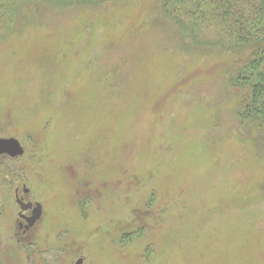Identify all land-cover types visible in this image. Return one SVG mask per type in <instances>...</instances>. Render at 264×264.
Wrapping results in <instances>:
<instances>
[{
	"label": "rangeland",
	"instance_id": "1",
	"mask_svg": "<svg viewBox=\"0 0 264 264\" xmlns=\"http://www.w3.org/2000/svg\"><path fill=\"white\" fill-rule=\"evenodd\" d=\"M22 3L0 19V136L44 217L27 261L0 192L7 262L264 264V134L222 72L238 57L193 49L152 0Z\"/></svg>",
	"mask_w": 264,
	"mask_h": 264
},
{
	"label": "trees",
	"instance_id": "2",
	"mask_svg": "<svg viewBox=\"0 0 264 264\" xmlns=\"http://www.w3.org/2000/svg\"><path fill=\"white\" fill-rule=\"evenodd\" d=\"M122 1L0 0V19L8 18L20 2L98 7ZM152 7L160 26L173 29L193 49L216 46L238 57L222 71L238 99L235 117L239 125L264 134V0H152Z\"/></svg>",
	"mask_w": 264,
	"mask_h": 264
},
{
	"label": "flooded vegetation",
	"instance_id": "3",
	"mask_svg": "<svg viewBox=\"0 0 264 264\" xmlns=\"http://www.w3.org/2000/svg\"><path fill=\"white\" fill-rule=\"evenodd\" d=\"M0 139H14L18 142V146H7L5 152L0 153V192L6 189L13 193L15 204L16 226L8 235V241H14L18 249L24 253L25 259H32L34 252H39V249L34 244L39 225L44 217V204L40 202L38 197L31 187L30 182L26 179V165L24 159L26 157V149L23 144L16 138L11 136H0ZM0 150H3L0 148ZM5 206H1L3 210ZM3 214V213H2ZM14 213H12L13 215ZM1 247V246H0ZM14 251V250H13ZM15 252V251H14ZM55 253L52 257V262L59 264V249L53 250ZM59 257V258H58ZM8 258L0 251V264H9ZM82 259H77L74 264H81Z\"/></svg>",
	"mask_w": 264,
	"mask_h": 264
},
{
	"label": "water",
	"instance_id": "4",
	"mask_svg": "<svg viewBox=\"0 0 264 264\" xmlns=\"http://www.w3.org/2000/svg\"><path fill=\"white\" fill-rule=\"evenodd\" d=\"M7 146L17 147L18 146V142L16 140H14V139H9V140L0 139V148L3 149V150H0V153H2L3 151L5 152Z\"/></svg>",
	"mask_w": 264,
	"mask_h": 264
}]
</instances>
